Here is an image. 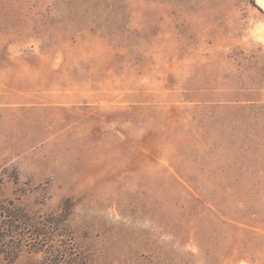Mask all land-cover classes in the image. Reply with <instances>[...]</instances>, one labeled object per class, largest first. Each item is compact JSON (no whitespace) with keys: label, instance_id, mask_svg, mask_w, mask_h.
Masks as SVG:
<instances>
[{"label":"rangeland","instance_id":"rangeland-1","mask_svg":"<svg viewBox=\"0 0 264 264\" xmlns=\"http://www.w3.org/2000/svg\"><path fill=\"white\" fill-rule=\"evenodd\" d=\"M0 188L87 264H264V0H0Z\"/></svg>","mask_w":264,"mask_h":264},{"label":"trees","instance_id":"trees-1","mask_svg":"<svg viewBox=\"0 0 264 264\" xmlns=\"http://www.w3.org/2000/svg\"><path fill=\"white\" fill-rule=\"evenodd\" d=\"M72 213L69 199L58 212L38 215L0 195V254L10 262L28 253L40 256L35 264H87L69 224Z\"/></svg>","mask_w":264,"mask_h":264}]
</instances>
